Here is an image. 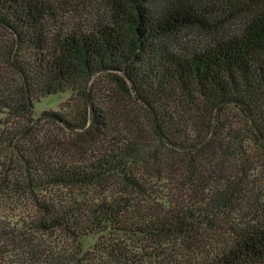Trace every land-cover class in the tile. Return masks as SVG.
<instances>
[{"label": "trees", "instance_id": "trees-1", "mask_svg": "<svg viewBox=\"0 0 264 264\" xmlns=\"http://www.w3.org/2000/svg\"><path fill=\"white\" fill-rule=\"evenodd\" d=\"M0 27L19 79L0 76V110L25 118L0 134V264H264V206L249 223L223 219L244 160L239 179L203 173L214 152L264 148V0H0ZM69 91L43 117L95 141L74 159L53 157L31 117L34 101ZM116 92L185 158L186 194L137 177L151 141L122 129L136 120ZM97 188L107 194L76 191ZM9 198L35 211L8 218Z\"/></svg>", "mask_w": 264, "mask_h": 264}, {"label": "rangeland", "instance_id": "rangeland-1", "mask_svg": "<svg viewBox=\"0 0 264 264\" xmlns=\"http://www.w3.org/2000/svg\"><path fill=\"white\" fill-rule=\"evenodd\" d=\"M196 38V37H195ZM9 40V34L0 27V76L7 83L12 86H18L17 81H19L17 74L13 70V67L8 61L6 53L4 54L6 42ZM102 89L105 92H110L109 87L103 86ZM115 98L120 99L121 106L124 111V116L131 113L132 118L136 120L135 124L127 126L126 124L122 127L123 130L131 129L134 132L139 130L142 132L143 136L146 135L148 140L151 141V151L148 155L143 158L139 163L133 164V170L137 177H143V179L148 183L150 192L158 195L159 190H167V187L174 186L172 184L173 180L176 181L180 191L183 194L188 192L187 187H182V181H186L185 178V158L183 156H177V158H170L169 155L172 154L166 148H164L157 140H155L151 128L141 120H138V111L127 97L123 96L121 93L116 92ZM71 91L67 93H62L58 95H49L43 97L39 101H34V110L32 111L31 117L33 118V125L38 129V133L34 134L43 139V142L49 146L50 151H52V156L55 154L64 158L74 159V152L78 147H82L85 143L93 142V139L81 138L80 134L72 132H64L57 128V125L49 123L47 117L44 118L43 114L50 109H55L59 111V107L64 105L66 101L73 96ZM75 96V95H74ZM75 99V98H74ZM137 112V113H136ZM126 119V118H125ZM25 118L18 115L14 110L6 109L0 110V134L5 130L18 127L19 123H23ZM138 124V125H137ZM44 133V136H42ZM55 139V140H54ZM6 138L0 140V161H6L9 148ZM95 142V141H94ZM216 144H218V139H215ZM242 152L236 153L235 157L225 156L221 152H217L216 156L214 153L210 155L207 166H210L211 173L203 172L205 174H211L213 177H216L215 181L224 182L227 178H238V175L241 173L240 164L241 159L244 160L245 169L244 172L251 173L249 178H242V186L240 187V194L238 198L233 200L230 208L225 209V215L223 219L231 220L233 219L236 223L248 222L250 219L254 218L258 220L263 214L264 206V148L258 144H255L250 141H245L243 143ZM242 156V158L240 157ZM53 156V157H54ZM218 156V157H217ZM70 161V160H69ZM172 163L171 170L169 169V163ZM214 168V169H213ZM1 169V166H0ZM248 176V175H247ZM169 178V179H167ZM117 179H114L110 183L111 190L114 191L117 187H120ZM99 189V188H97ZM90 190H79L76 191L80 195H84L85 192H88L87 196L99 197L105 196L107 192H103L100 189ZM63 191H68L67 189ZM69 193V191H68ZM10 199V198H9ZM10 202L7 204L8 209L4 211L5 215L10 217H16L17 215L27 214V212L32 213L35 211L33 205H31L26 200H17L10 199ZM18 217H16L17 219ZM12 219V218H11Z\"/></svg>", "mask_w": 264, "mask_h": 264}]
</instances>
